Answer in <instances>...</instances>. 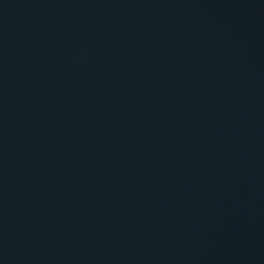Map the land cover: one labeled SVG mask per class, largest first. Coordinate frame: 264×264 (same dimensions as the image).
<instances>
[{
  "label": "water",
  "instance_id": "95a60500",
  "mask_svg": "<svg viewBox=\"0 0 264 264\" xmlns=\"http://www.w3.org/2000/svg\"><path fill=\"white\" fill-rule=\"evenodd\" d=\"M0 264H264V0H0Z\"/></svg>",
  "mask_w": 264,
  "mask_h": 264
}]
</instances>
